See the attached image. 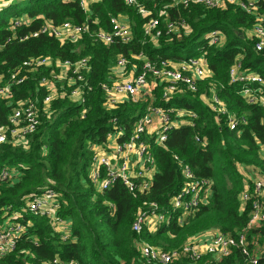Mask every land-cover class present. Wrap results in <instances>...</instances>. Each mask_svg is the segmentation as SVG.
Wrapping results in <instances>:
<instances>
[{
	"label": "trees",
	"instance_id": "1",
	"mask_svg": "<svg viewBox=\"0 0 264 264\" xmlns=\"http://www.w3.org/2000/svg\"><path fill=\"white\" fill-rule=\"evenodd\" d=\"M86 1L89 15L80 8V0H19L18 4L7 1L0 6V44L4 45L0 74L8 77L23 61L36 57L71 62L89 57L92 66L89 74L92 89L85 94L83 104L68 98L56 99L51 103V116L42 117L37 131L25 144L0 145V172L7 168L13 173L12 178L0 182V224L11 214L19 213L21 217L16 221L25 228L16 249L0 257V264H58L55 260L77 264H140L137 240L169 251L180 249L192 237L208 231L235 237L246 228L251 208L250 202L242 204L240 200L245 182L241 166L256 167L264 175V159L259 154V145L264 144V108L249 105L239 95L242 84L231 83L228 75L230 67L240 60L243 69L264 78V51L255 52L254 42L245 37L255 18L235 5L218 9L191 5L166 10L170 18L185 20L190 33L179 30V34H166L161 23L163 33L155 45L145 38L143 26L149 18H158L165 2L159 1L155 9L152 3H145L151 15L144 17L123 0ZM257 7L259 14L264 15V0H257ZM110 16L129 20L133 34L130 44L104 46L87 35L76 44H62L45 35L18 40L37 31L45 22L59 25L65 21L75 24L87 21L91 32L109 31ZM20 18L30 21H23L13 29V21ZM212 31L223 33L222 46L207 45L203 37ZM14 36L17 38L13 39ZM140 52L152 62L178 61L204 52L212 76L199 84L196 93H186L168 102L161 98L160 87L155 90L157 106L192 111L197 117L191 120L193 126L184 123L170 131L163 145L145 138L156 165L149 192L134 197L117 180L99 193L90 180L91 146L104 143L112 130L113 118L130 134L144 110L143 104L130 102L107 109L101 85L108 82V73L119 56L136 64L140 71L142 62L133 58ZM46 74L43 68L29 73L23 84L13 86V100L35 95L42 100L46 92L39 88L38 80ZM213 84L228 112L245 118V123L234 131L229 130L225 117L218 120L201 100ZM8 113L9 108L0 101V126L7 123ZM195 136L202 142L197 143ZM182 164L190 166L197 177L212 180L213 186L207 203L180 224L179 218L184 214L172 212L169 203L182 188ZM45 189L58 194V216L71 222L66 240L49 220L26 209L29 196ZM151 203L162 211L169 210L166 221L159 227H143L136 234L132 223ZM6 208L10 209L8 214ZM257 233L264 236V224L247 236ZM172 264L189 263L180 259ZM218 264H244V259L237 249H232L229 257ZM257 264H264V257Z\"/></svg>",
	"mask_w": 264,
	"mask_h": 264
},
{
	"label": "built area",
	"instance_id": "2",
	"mask_svg": "<svg viewBox=\"0 0 264 264\" xmlns=\"http://www.w3.org/2000/svg\"><path fill=\"white\" fill-rule=\"evenodd\" d=\"M15 0H0L4 2ZM95 1V0H93ZM127 6L134 7L142 16H150L144 4L152 3L153 9L159 1L166 4L160 10L159 16L149 18L143 26V34L153 44L157 45L163 30L166 34L183 30L190 33V27L183 19L170 18L168 11L178 7L187 8L191 5H200L208 9H218L225 5H235L246 14L255 18V24L245 32V37L254 42L255 52L264 51V15L259 14L257 0H123ZM80 8L87 15L90 14L88 2L80 0ZM164 17V18H161ZM30 19H15L12 28L16 29ZM163 24V30L160 28ZM109 31L91 32L86 22L75 24L65 21L55 25L45 22L35 32L18 38L19 42L41 35L54 38L59 43L76 44L87 35L95 43L111 46L119 43L128 45L133 40L129 20L125 17L110 16ZM17 37L14 36L13 39ZM208 46L219 47L224 42V35L220 31H212L204 36ZM9 41V40H8ZM4 45L0 44V54ZM135 61H141L138 71L136 64L130 63L125 57L119 56L116 64L108 73V82L101 85L105 95L104 106L114 109L124 103L143 104L144 110L135 121L131 133L111 119L112 130L107 133L101 145H92L90 180L99 193L107 190L115 181L119 180L136 197L137 194L149 192L156 165L149 144L145 138L153 139L156 145H163L167 134L184 123L193 126L196 114L181 108L164 109L156 105L155 90L160 87L161 98L166 102L174 97L184 96L186 93L194 94L198 91L199 84L211 78L208 71L206 53L186 57L178 61L152 62L140 52L134 55ZM128 66H130L128 68ZM47 70V74L40 77L38 86L46 94L42 100L36 95L31 98L14 101L13 86L23 84L28 79V74L37 69ZM92 70L90 58H81L75 62L61 61L50 57L30 58L22 62L9 72L8 77L0 74V101H4L9 113L7 123L0 126V145L10 144L19 146L26 143L27 138L33 135L43 116L52 114L51 103L56 99L68 98L78 104L84 103V96L91 91L89 74ZM231 83L242 84L239 95L249 104L264 108V78L246 71L242 68L240 60H236L228 71ZM208 92V91H207ZM209 94L201 97L202 102L219 120L225 117L229 130L234 131L240 124L245 123V118H237L228 112L225 104L220 100L214 84L209 89ZM127 136V137H126ZM201 143L198 136L194 137ZM260 157L264 159V144L259 145ZM177 159L176 157H174ZM241 172L246 178L244 191L240 196L241 203H251L247 226L235 237L217 231L202 233L189 239L180 249L164 251L141 240L135 246L140 254V264H172L180 259H186L189 264H218L229 257L232 249H237L244 259V264H257L259 258L264 257V236L261 233L248 238V232L264 224V175L252 166H241ZM182 188L170 200L172 212L181 211L184 216L179 218V223H184L187 217L193 216L200 206L207 203L212 195V180L199 178L188 165L182 164ZM13 173L7 168L0 172V182L12 178ZM146 205V203H144ZM149 208L137 214L132 231L140 234L143 227H159L166 221L168 211H162L158 205L151 203ZM26 209L38 216L49 220L63 240L70 236L71 222L58 216L60 202L58 194L52 189H45L40 194H32L26 202ZM10 209L6 208V214ZM21 214L13 213L0 224V257L16 249L20 236L25 228L16 220ZM168 220V219H167ZM211 233V234H210ZM58 264H77L76 262H58ZM128 264V263H121ZM135 264V263H130Z\"/></svg>",
	"mask_w": 264,
	"mask_h": 264
},
{
	"label": "rangeland",
	"instance_id": "3",
	"mask_svg": "<svg viewBox=\"0 0 264 264\" xmlns=\"http://www.w3.org/2000/svg\"><path fill=\"white\" fill-rule=\"evenodd\" d=\"M18 1L19 0H15L14 2L16 3V4H18ZM17 6V5H16ZM204 38V37H203ZM192 56H196V55H192ZM205 105V104H204ZM245 180V182H246V178L244 179Z\"/></svg>",
	"mask_w": 264,
	"mask_h": 264
},
{
	"label": "crops",
	"instance_id": "4",
	"mask_svg": "<svg viewBox=\"0 0 264 264\" xmlns=\"http://www.w3.org/2000/svg\"><path fill=\"white\" fill-rule=\"evenodd\" d=\"M12 2H13V1H12ZM211 233H213V231H211ZM211 233H210V234H211Z\"/></svg>",
	"mask_w": 264,
	"mask_h": 264
},
{
	"label": "water",
	"instance_id": "5",
	"mask_svg": "<svg viewBox=\"0 0 264 264\" xmlns=\"http://www.w3.org/2000/svg\"><path fill=\"white\" fill-rule=\"evenodd\" d=\"M240 35L242 36V33H240Z\"/></svg>",
	"mask_w": 264,
	"mask_h": 264
}]
</instances>
